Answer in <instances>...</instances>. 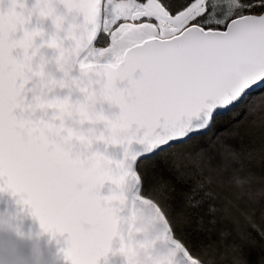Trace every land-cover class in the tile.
I'll return each instance as SVG.
<instances>
[{
    "label": "snow or ice",
    "instance_id": "1",
    "mask_svg": "<svg viewBox=\"0 0 264 264\" xmlns=\"http://www.w3.org/2000/svg\"><path fill=\"white\" fill-rule=\"evenodd\" d=\"M62 2L69 12H82L93 25L98 26L104 13L109 47L99 56L111 57L102 66L104 98L118 110L110 126L127 149L119 182L134 179L149 190L181 194L175 216L165 201L163 207L156 204L152 220L162 221L163 231L172 233L174 240V225L184 214L203 224L205 198L213 195L206 191L210 186L222 197L226 215L231 214L228 205H233L240 216L253 220L235 203L244 182L234 175L232 165L242 149L231 141L242 139L248 131L247 117L264 109V0ZM51 11L49 7L41 15ZM29 39L26 32L21 45ZM18 96L0 80V178L6 176L7 190L32 205L42 229L67 235L65 264H101L102 260L107 264L118 235L116 219L103 204L112 198L101 197L96 186L102 180L82 174L74 161L43 150L38 153L16 137L13 113L20 106ZM226 114L231 120L218 128V119ZM32 156L57 175L59 195L44 198L39 190L41 175L29 162ZM144 165L148 168L141 173ZM194 196L199 198L192 207L189 201ZM257 234L262 242L259 259H249L243 251L235 259L264 264V226ZM119 251L131 255L123 242Z\"/></svg>",
    "mask_w": 264,
    "mask_h": 264
},
{
    "label": "water",
    "instance_id": "2",
    "mask_svg": "<svg viewBox=\"0 0 264 264\" xmlns=\"http://www.w3.org/2000/svg\"><path fill=\"white\" fill-rule=\"evenodd\" d=\"M49 7L51 13L41 15ZM102 12L97 26L80 11L69 12L62 0H0V80L19 92L14 134L38 153L66 156L82 174L102 180L96 187L101 197L112 198L103 204L118 232L107 264H204L163 231L162 221L152 220L157 203L141 194V184L119 182L127 149L110 126L118 110L104 98L102 66L111 57H100L97 47ZM26 32L31 39L21 45ZM29 162L41 175L44 198L59 195L57 175L37 156ZM6 180L0 178V264H65L67 235L42 229L32 205L7 190ZM122 242L130 256L120 253Z\"/></svg>",
    "mask_w": 264,
    "mask_h": 264
},
{
    "label": "trees",
    "instance_id": "3",
    "mask_svg": "<svg viewBox=\"0 0 264 264\" xmlns=\"http://www.w3.org/2000/svg\"><path fill=\"white\" fill-rule=\"evenodd\" d=\"M107 38L100 36L97 46H106ZM231 120L226 114L218 119L217 127L223 128ZM247 134L242 139L232 140L231 143L241 148L239 158L233 162L234 175L244 183L239 186V200L235 203L250 212L253 220L249 221L239 215L233 205H228L231 214L223 212L222 197L213 195L206 197L203 209L204 223L201 224L193 216L184 214L179 223L174 225L175 238L185 246L191 256L204 264H243L236 257L241 251L245 257L258 260L261 255V240L257 234L264 226V109H256L246 120ZM148 165L139 169L145 172ZM150 174V169L149 173ZM141 194L150 197L161 207L165 201L171 205L170 215L175 216L176 201L180 198L179 191L155 188L149 190L147 184L140 185ZM199 197L194 196L189 204L196 206ZM216 208V212L208 211ZM217 220V224H210Z\"/></svg>",
    "mask_w": 264,
    "mask_h": 264
},
{
    "label": "bare ground",
    "instance_id": "4",
    "mask_svg": "<svg viewBox=\"0 0 264 264\" xmlns=\"http://www.w3.org/2000/svg\"><path fill=\"white\" fill-rule=\"evenodd\" d=\"M102 21H103V19H102ZM102 21H101V28H100L101 31H102ZM100 34H101V32H100ZM99 37H100V35H99ZM99 37H98L97 41L99 40ZM105 45L106 46L102 47L100 50L107 49L109 47V42L107 41ZM96 50H97L96 47H93V48L89 49L87 51V53L84 55L82 61L83 62H89L90 61V58H91V54L94 53V52H96ZM108 60H110V59H108Z\"/></svg>",
    "mask_w": 264,
    "mask_h": 264
},
{
    "label": "rangeland",
    "instance_id": "5",
    "mask_svg": "<svg viewBox=\"0 0 264 264\" xmlns=\"http://www.w3.org/2000/svg\"><path fill=\"white\" fill-rule=\"evenodd\" d=\"M102 19H103V21H102V31H101L100 36H104V13L103 12H102ZM107 41H108V39H107ZM97 47H101V46H97Z\"/></svg>",
    "mask_w": 264,
    "mask_h": 264
}]
</instances>
